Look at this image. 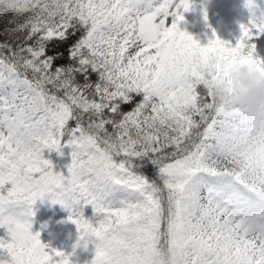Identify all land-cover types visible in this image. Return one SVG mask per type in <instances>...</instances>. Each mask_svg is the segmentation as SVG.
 Wrapping results in <instances>:
<instances>
[{
  "label": "snow or ice",
  "instance_id": "obj_1",
  "mask_svg": "<svg viewBox=\"0 0 264 264\" xmlns=\"http://www.w3.org/2000/svg\"><path fill=\"white\" fill-rule=\"evenodd\" d=\"M191 7L0 0L11 17L0 42V264H69L31 230L38 199L90 234L91 264H164L171 250L185 264H264V104L226 108L206 88L217 56L264 72L249 43L264 14L234 46L214 32L200 46L178 27ZM64 146L71 162L54 172L42 152ZM149 154L154 177L135 174L132 159Z\"/></svg>",
  "mask_w": 264,
  "mask_h": 264
},
{
  "label": "trees",
  "instance_id": "obj_2",
  "mask_svg": "<svg viewBox=\"0 0 264 264\" xmlns=\"http://www.w3.org/2000/svg\"><path fill=\"white\" fill-rule=\"evenodd\" d=\"M245 8L240 9L238 12H231L224 3L210 5L205 0H200L193 10L192 16L189 19L180 21L178 27L181 31H185L191 35L200 46H205L208 43V40L213 37V32L217 38L234 46L241 35V25H247L253 13L260 16L258 12L252 11L251 7ZM10 19L11 17L9 15L0 16V42L8 40V37L2 33L5 28L11 26L8 24ZM249 43L255 45L254 57L264 60V33L259 35L254 34L249 40ZM93 79H95V77H93ZM130 109V105L125 106V111ZM66 140L67 137H63L61 139V144L64 145ZM67 149L68 147L64 146L60 149V153L57 152L59 156L52 168L54 172L66 173V165L69 164ZM131 164V170L135 174L144 175L148 178L154 177L156 168L151 163L150 154L145 157L133 158ZM33 206H39L42 209L51 211L53 207L61 205L58 203H51L48 200L38 199ZM87 207L88 206H85L83 208V215L86 219H89L91 218L90 213L84 211ZM66 215L67 218L64 230L67 232V242L75 243L79 232L76 225L69 219V212L67 210ZM81 248L84 249L88 255L95 254V246L93 243L88 244L86 249L83 247Z\"/></svg>",
  "mask_w": 264,
  "mask_h": 264
},
{
  "label": "clouds",
  "instance_id": "obj_3",
  "mask_svg": "<svg viewBox=\"0 0 264 264\" xmlns=\"http://www.w3.org/2000/svg\"><path fill=\"white\" fill-rule=\"evenodd\" d=\"M206 88L216 101L226 108L238 106L255 110L264 104V72L253 61H236L224 56L212 60V73L206 78ZM76 246L87 248L92 243L90 234L79 233ZM164 264H185V258L175 250L164 256Z\"/></svg>",
  "mask_w": 264,
  "mask_h": 264
},
{
  "label": "rangeland",
  "instance_id": "obj_4",
  "mask_svg": "<svg viewBox=\"0 0 264 264\" xmlns=\"http://www.w3.org/2000/svg\"><path fill=\"white\" fill-rule=\"evenodd\" d=\"M210 5L217 3H225L227 8L231 11L242 9L245 7H252V11L264 14V0H205ZM200 0H191V9L183 13V20L189 19L192 16V12L195 6ZM244 6V7H243ZM71 149L68 147L67 155L68 162H71ZM44 159L51 162L52 168L58 159L59 154L57 151H49L44 149L42 152ZM33 207L32 217V232L33 234L39 233V239L42 244L46 245L50 249H54L64 253L69 260V264H91L94 255H88L84 249L76 246V243L67 242V232L64 230L66 224V209L61 206L53 207L51 211L42 209L39 206ZM90 213L91 218L93 216L91 206L89 205L84 209ZM94 222V221H93ZM0 238L9 239L6 236L4 229L0 228Z\"/></svg>",
  "mask_w": 264,
  "mask_h": 264
}]
</instances>
